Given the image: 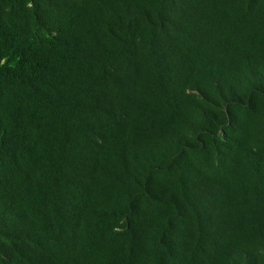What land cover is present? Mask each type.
<instances>
[{
	"label": "trees",
	"instance_id": "obj_1",
	"mask_svg": "<svg viewBox=\"0 0 264 264\" xmlns=\"http://www.w3.org/2000/svg\"><path fill=\"white\" fill-rule=\"evenodd\" d=\"M0 264H264V0H0Z\"/></svg>",
	"mask_w": 264,
	"mask_h": 264
}]
</instances>
